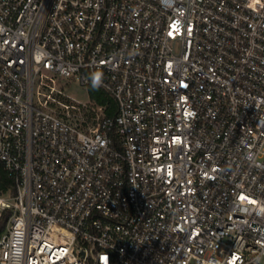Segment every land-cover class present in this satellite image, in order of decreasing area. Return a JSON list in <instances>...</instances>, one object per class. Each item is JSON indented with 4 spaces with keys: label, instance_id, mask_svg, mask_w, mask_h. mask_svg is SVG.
Returning a JSON list of instances; mask_svg holds the SVG:
<instances>
[{
    "label": "built area",
    "instance_id": "1",
    "mask_svg": "<svg viewBox=\"0 0 264 264\" xmlns=\"http://www.w3.org/2000/svg\"><path fill=\"white\" fill-rule=\"evenodd\" d=\"M3 215L0 264H264V0H0Z\"/></svg>",
    "mask_w": 264,
    "mask_h": 264
},
{
    "label": "rangeland",
    "instance_id": "2",
    "mask_svg": "<svg viewBox=\"0 0 264 264\" xmlns=\"http://www.w3.org/2000/svg\"><path fill=\"white\" fill-rule=\"evenodd\" d=\"M59 86L62 88V89H66V93L67 95H70L71 97H73L74 99L76 100H79V101H83V102H86V101H89V88L87 87H83L77 83H75V81L73 79H62L60 82H59ZM7 216L6 215H3L2 218L0 219V222L2 220H5L6 221V225H7ZM5 225V227H6ZM5 231V228L3 230V232ZM3 232L1 234H3Z\"/></svg>",
    "mask_w": 264,
    "mask_h": 264
},
{
    "label": "trees",
    "instance_id": "3",
    "mask_svg": "<svg viewBox=\"0 0 264 264\" xmlns=\"http://www.w3.org/2000/svg\"><path fill=\"white\" fill-rule=\"evenodd\" d=\"M89 92H90V96L92 97V99L96 100L97 103L99 104H106L109 103L111 107H113L114 103L113 100L108 98L101 90H99L98 88H94L93 86H90L89 88ZM6 225V221L2 220L0 222V236L1 233L3 232L4 228Z\"/></svg>",
    "mask_w": 264,
    "mask_h": 264
},
{
    "label": "clouds",
    "instance_id": "4",
    "mask_svg": "<svg viewBox=\"0 0 264 264\" xmlns=\"http://www.w3.org/2000/svg\"><path fill=\"white\" fill-rule=\"evenodd\" d=\"M91 80H92V86L94 88H99L102 85V74L101 75L93 74Z\"/></svg>",
    "mask_w": 264,
    "mask_h": 264
}]
</instances>
